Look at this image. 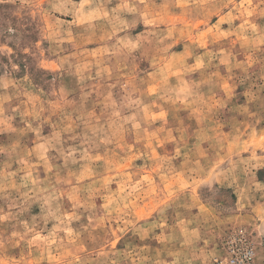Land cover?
<instances>
[{
    "label": "rangeland",
    "instance_id": "rangeland-1",
    "mask_svg": "<svg viewBox=\"0 0 264 264\" xmlns=\"http://www.w3.org/2000/svg\"><path fill=\"white\" fill-rule=\"evenodd\" d=\"M0 264H264V0H0Z\"/></svg>",
    "mask_w": 264,
    "mask_h": 264
},
{
    "label": "built area",
    "instance_id": "built-area-1",
    "mask_svg": "<svg viewBox=\"0 0 264 264\" xmlns=\"http://www.w3.org/2000/svg\"><path fill=\"white\" fill-rule=\"evenodd\" d=\"M247 258H248V259H251V258H252V253H251V252H249V253L247 254Z\"/></svg>",
    "mask_w": 264,
    "mask_h": 264
}]
</instances>
